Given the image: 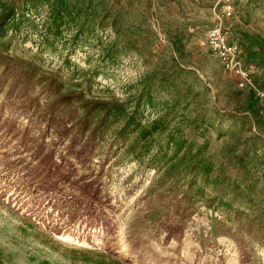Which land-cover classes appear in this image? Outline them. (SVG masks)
Listing matches in <instances>:
<instances>
[{"label":"rangeland","instance_id":"rangeland-1","mask_svg":"<svg viewBox=\"0 0 264 264\" xmlns=\"http://www.w3.org/2000/svg\"><path fill=\"white\" fill-rule=\"evenodd\" d=\"M216 2L0 0V14L14 11L1 51L29 71L55 74L63 91L122 101L139 124L113 146L118 125L111 128L92 169L77 165L106 196L93 220L58 202L36 209L32 194L9 204L4 160L29 161L19 139L26 126L32 135L37 128L0 91V264H241L240 248L216 221L230 225L236 209L264 216V0H236L222 19L243 45L252 82L244 86L204 41L221 12ZM174 161L159 187L154 166ZM184 188L193 209L181 240L165 241L162 222L181 221L172 206ZM250 243L249 264H264V244Z\"/></svg>","mask_w":264,"mask_h":264},{"label":"trees","instance_id":"trees-1","mask_svg":"<svg viewBox=\"0 0 264 264\" xmlns=\"http://www.w3.org/2000/svg\"><path fill=\"white\" fill-rule=\"evenodd\" d=\"M13 17V8L7 7L1 12L0 37L12 26ZM0 91L4 93L5 103L28 115L31 127L37 128V135H32L26 126L19 139L25 152L30 153L29 161L15 157L4 160L10 173L7 177L10 189L6 192L2 189V197L9 204L22 206L24 196L32 194L38 199L36 209L52 211L50 206L58 202L67 205L74 215L83 213L80 214L84 215L83 220H93L98 215L97 209L106 203V196L102 194L100 181L94 175L78 173L77 165L92 169L97 149L106 133L116 125L110 146L125 143L139 125L136 110L129 111L122 101L88 98L83 90L63 91L55 74L39 75L35 70L29 71L20 59L1 50ZM42 98L46 100L42 101ZM175 165L174 161L164 168L154 166L155 173L161 177L159 187L171 176ZM173 175V180H177L179 171ZM191 181L189 178L186 183ZM60 184L68 185L76 194L62 192ZM177 194L180 196L172 206L173 214L184 215L180 222H162L165 241L181 240L184 220L193 209L189 188L179 190ZM218 223L216 221V231L227 232L242 252L241 264H249L252 256L250 241L264 244V216H250L236 209L230 225Z\"/></svg>","mask_w":264,"mask_h":264},{"label":"built area","instance_id":"built-area-1","mask_svg":"<svg viewBox=\"0 0 264 264\" xmlns=\"http://www.w3.org/2000/svg\"><path fill=\"white\" fill-rule=\"evenodd\" d=\"M236 0H217L214 13L217 8L221 9L220 15L216 16L215 22L205 30L204 41L219 61L229 70L233 71L239 78V85L252 84L249 71L242 59L243 45L237 39H231L227 28L223 24V17L229 18L234 12ZM264 106V90L259 91Z\"/></svg>","mask_w":264,"mask_h":264}]
</instances>
